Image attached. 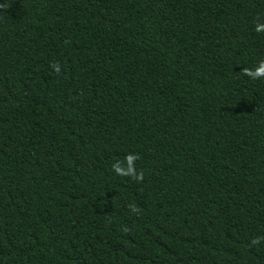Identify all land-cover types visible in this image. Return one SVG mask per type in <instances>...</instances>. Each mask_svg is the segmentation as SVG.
<instances>
[{"label": "trees", "instance_id": "16d2710c", "mask_svg": "<svg viewBox=\"0 0 264 264\" xmlns=\"http://www.w3.org/2000/svg\"><path fill=\"white\" fill-rule=\"evenodd\" d=\"M257 25L264 0H0V264H264Z\"/></svg>", "mask_w": 264, "mask_h": 264}, {"label": "clouds", "instance_id": "9594fccd", "mask_svg": "<svg viewBox=\"0 0 264 264\" xmlns=\"http://www.w3.org/2000/svg\"><path fill=\"white\" fill-rule=\"evenodd\" d=\"M256 31H264V25H257L256 26ZM53 68L55 71H59V66L58 65H53ZM243 73L252 78V79H257L264 77V61H260L258 66L254 70H249V69H242ZM113 169L117 174H121V169L118 165H113ZM258 241L254 240L253 243H257Z\"/></svg>", "mask_w": 264, "mask_h": 264}]
</instances>
